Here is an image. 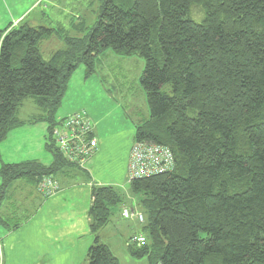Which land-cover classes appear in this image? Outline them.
<instances>
[{"label":"trees","instance_id":"obj_1","mask_svg":"<svg viewBox=\"0 0 264 264\" xmlns=\"http://www.w3.org/2000/svg\"><path fill=\"white\" fill-rule=\"evenodd\" d=\"M99 2L97 20L81 38L27 24L0 32V143L23 125L18 111L31 99L40 110L32 122L46 123L52 157L48 167L1 163L0 204L19 180L37 188L70 171L89 179L59 153L55 114L79 65L88 78L107 51L137 56L149 116L136 126L134 142L167 147L174 165L128 183L129 209L144 221V242L130 238L128 255L147 264H264V0ZM195 7L200 19L191 15ZM54 35L65 49L44 61L39 44ZM125 202L118 188L91 187L87 264H119L99 233L119 209L130 221L121 216ZM12 221L0 219V227L18 229Z\"/></svg>","mask_w":264,"mask_h":264},{"label":"crops","instance_id":"obj_2","mask_svg":"<svg viewBox=\"0 0 264 264\" xmlns=\"http://www.w3.org/2000/svg\"><path fill=\"white\" fill-rule=\"evenodd\" d=\"M45 1L48 0H0L1 32L27 24L30 27L43 26L58 32L64 30L67 32V37H70L69 32L74 31L77 36L70 38H81L83 32L88 29L89 24L99 12V8L95 11V8L100 4L99 0H50L49 5L48 3L43 5ZM34 13H36L35 17L30 18ZM58 39L62 41L61 38ZM44 41L40 42L39 51ZM116 90L118 89L105 90L106 93L100 92L104 95L102 101L110 102L112 94L117 97ZM116 102H118L117 99ZM34 106L36 105L34 104ZM101 106L98 104L95 110ZM79 111L85 112L91 119L98 144L96 153L82 168L88 174L89 179L76 171H70L65 176L55 179L58 191L47 198L24 180L14 182L8 188L5 199L0 204V219L13 220L21 213L24 215L21 222L18 221V229L8 232L0 227L1 264L84 263L87 250L93 242L88 217L91 205V187L93 185L115 187L117 182L124 179L125 173L127 174L129 154L134 143L136 129L134 134H131V143L126 145V149L121 155V166L115 168L119 167L122 171L119 169L121 175L119 181H116V170L109 175L106 172L102 173V168L109 165L107 148L101 140L105 134L102 135L101 130H95L90 113L85 109L72 110L55 120H61ZM34 118H37V115ZM34 118L31 119V122L27 121L26 123L18 118L23 125L10 131L5 140L0 143V165L1 163L37 162L48 167L52 163V157L44 147L47 133L46 124L40 121L33 123ZM96 121L100 122L101 119ZM132 122L134 125L138 124ZM112 221L116 222L117 231L119 230L120 234V230L126 231L129 225L128 221H124L120 217V209ZM107 227L100 231L99 236L110 249V246L103 241L106 236L104 231ZM112 254L116 257L113 252Z\"/></svg>","mask_w":264,"mask_h":264},{"label":"rangeland","instance_id":"obj_3","mask_svg":"<svg viewBox=\"0 0 264 264\" xmlns=\"http://www.w3.org/2000/svg\"><path fill=\"white\" fill-rule=\"evenodd\" d=\"M49 2L50 0L45 1L43 5L46 3L49 5ZM99 6L100 4L95 8V11H97ZM35 14L36 13L32 14L30 18L33 16L35 17ZM97 14H99V12ZM97 14L92 20V23L89 24L88 29L83 32L82 36H86L89 33L97 20ZM191 15L195 19H200L202 13L195 7L192 8ZM1 31L2 29H0V32ZM60 33L63 36L67 35V32L64 30ZM68 35L70 37L77 36L74 31L69 32ZM63 49H65V44L57 37H52L44 41L40 46L41 56L44 61H49L53 53ZM143 68V59L137 56L129 58L119 57L114 55L111 51L105 52L100 57L98 65L95 67V73L88 78H85V67L79 65L68 82L67 90L61 105L55 114V118H60V116L66 115L72 110L80 109H85L90 113L95 130H101L102 135L103 133L105 134V137H102L101 140L107 148V160L109 165L106 166V168H102V173L106 172L107 175H109L116 170V181H119L122 171L119 167L117 168L118 171L115 168L121 166V155L126 149V145L131 143V134L133 135L136 126L147 120L149 116L145 104V95L138 83ZM114 88L118 89L116 90L118 96L115 97L114 94L111 93L113 97H110V102L106 103L102 101L104 95L100 92L106 93L105 90L112 91ZM116 99L118 102H116ZM98 104L102 106L99 107L98 110H95ZM39 111L40 110L34 106L33 101L27 99L22 103L18 111V118L25 123L27 121L31 122V119L39 115ZM187 115L189 117H194L195 112L189 110ZM98 119H101V121H96ZM132 121L138 124H135V126ZM99 144L101 145V142H99ZM119 169L121 172H119ZM115 187L126 196V206L128 208H134V200L130 197L128 172L127 174L125 173L124 179L121 182L116 183ZM23 215L24 213H21L15 217L12 222H21ZM127 223H129V225L126 231L120 230V234L118 232L119 230L117 231L116 222L112 221L104 231L106 236L103 241L110 246L119 264H147L145 259H132L125 250V243L129 241L130 238L140 234V227L142 225V223L140 224L136 220H130ZM83 264H87L86 261H84Z\"/></svg>","mask_w":264,"mask_h":264},{"label":"built area","instance_id":"obj_4","mask_svg":"<svg viewBox=\"0 0 264 264\" xmlns=\"http://www.w3.org/2000/svg\"><path fill=\"white\" fill-rule=\"evenodd\" d=\"M52 137L59 153L66 161L82 169L96 153L98 144L94 136L93 123L83 112H75L56 122ZM173 157L170 150L161 145L146 142H134L128 160V183L135 179L154 176L173 169ZM43 197H50L58 191V185L52 178H43L38 187ZM121 216L126 220L143 223V216L124 207ZM138 245L143 244L142 236L132 238ZM1 264V245H0Z\"/></svg>","mask_w":264,"mask_h":264}]
</instances>
